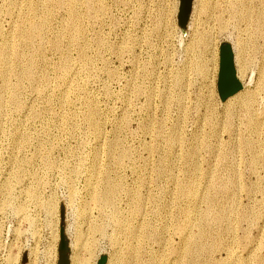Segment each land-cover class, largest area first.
<instances>
[{
    "label": "rangeland",
    "instance_id": "374dc122",
    "mask_svg": "<svg viewBox=\"0 0 264 264\" xmlns=\"http://www.w3.org/2000/svg\"><path fill=\"white\" fill-rule=\"evenodd\" d=\"M181 3L0 0V264H264V0Z\"/></svg>",
    "mask_w": 264,
    "mask_h": 264
},
{
    "label": "water",
    "instance_id": "95a60500",
    "mask_svg": "<svg viewBox=\"0 0 264 264\" xmlns=\"http://www.w3.org/2000/svg\"><path fill=\"white\" fill-rule=\"evenodd\" d=\"M181 8H180V27L183 32L185 33L188 24L190 23V17L193 10V2L194 0H181ZM220 72L224 65L226 66V73L225 75H220L219 78V84H218V93L222 101L227 100L229 97L233 96L237 92H239L242 88V84L239 83V78L236 75V68H235V75H236V81H233L232 77L230 76L229 68L230 65H233L235 67V55L233 47L228 45H223L220 48ZM235 85L233 88L232 86ZM235 91V93L232 94V92ZM237 91V92H236ZM60 248H59V254L60 259L58 264H70V256H71V247L69 239L64 235V233L61 234L60 238ZM102 264V263H101Z\"/></svg>",
    "mask_w": 264,
    "mask_h": 264
},
{
    "label": "bare ground",
    "instance_id": "6f19581e",
    "mask_svg": "<svg viewBox=\"0 0 264 264\" xmlns=\"http://www.w3.org/2000/svg\"><path fill=\"white\" fill-rule=\"evenodd\" d=\"M238 1V3H241L242 2V0H237ZM212 2V1H211ZM217 2V1H216ZM222 2V1H221ZM231 2V1H230ZM232 2H233V0H232ZM193 3H195L194 4V9H193V14H192V18H193V20H194V18L196 19V21H198V19H199V17L202 15V14H207V16H208V19L209 20H214V21H216V18H219L218 16L216 17V13H214L213 11H214V9L215 8H213L211 5V8H209L208 6H207V3H205V0H194V2ZM226 3V2H225ZM212 4H214V2L212 3ZM209 5V4H208ZM229 5H231V3H229ZM244 7H245V3H244ZM217 8V7H216ZM246 9V8H245ZM241 11H242V13L244 12V10L243 9H240ZM237 11V10H236ZM235 11V12H236ZM240 11V12H241ZM216 12V11H215ZM229 12H230V10H229ZM233 12V15H234V11H232ZM239 12V13H240ZM237 13V12H236ZM238 13V14H239ZM250 13V12H249ZM241 14V13H240ZM244 14H245V12H244ZM246 15H248V14H246ZM245 15V16H246ZM236 16V15H235ZM240 16V15H239ZM242 16V15H241ZM231 17V16H230ZM235 18V17H234ZM238 18V17H237ZM246 18H248L249 20H250V16L248 15ZM245 18V19H246ZM231 19H232V17H231ZM242 19L243 20H245L244 19V17L242 16ZM192 20V21H193ZM208 21V20H207ZM213 21V22H214ZM209 22V21H208ZM245 23H247V22H245ZM223 24V23H222ZM76 27V26H75ZM74 29V28H73ZM40 30V29H39ZM33 31V30H32ZM32 33V32H31ZM34 33V32H33ZM36 35V34H35ZM31 37H33V36H31ZM234 50V49H233ZM236 50H238V48L237 49H235V53H236ZM239 55H240V52H239V54H236L235 55V62H237V64L240 66L241 65V61H240V58H239ZM3 60V59H2ZM4 61V60H3ZM240 69V68H239ZM26 72V71H25ZM238 72V71H237ZM28 73V72H27ZM26 73V74H27ZM238 74H239V72H238ZM264 74V73H263ZM28 75V74H27ZM239 76V78L241 77L240 76V74L238 75ZM242 78V77H241ZM240 78V79H241ZM242 81V80H241ZM242 90H240L239 92H237L235 95H233V96H231V97H229L228 99L230 100L231 98H234L235 96H237L240 92H241ZM247 98V97H246ZM227 99V100H228ZM250 99H252V95H248V101L250 100ZM226 101V100H225ZM249 104V103H248ZM2 105V101L0 102V106ZM92 112H94V111H92ZM96 113V112H95ZM94 115V114H93ZM93 115H91L92 117H93ZM97 115V114H96ZM95 115V116H96ZM91 118V117H90ZM91 120V119H90ZM92 121V120H91ZM95 124V123H94ZM113 192V191H112ZM111 196V195H110ZM105 197V196H104ZM104 197H102V199L104 198ZM106 198H107V200L109 201V200H111V198L109 197V195L107 194V196H106ZM106 200V199H105ZM104 201V200H103ZM111 202V201H110ZM105 203H107V201L105 202ZM109 203V202H108ZM78 242H79V240H78ZM77 242V243H78ZM73 244V243H72ZM73 246V245H72ZM75 246V248H76V246L78 247V245L76 244V245H74ZM71 247V246H70ZM81 247V246H80ZM82 247H83V245H82ZM79 248V247H78ZM77 250V249H76ZM74 256V255H73ZM71 257V256H70ZM78 257H79V255H78ZM81 257V256H80ZM79 259V258H78ZM76 259V256H74V258H71L70 260H71V264H88V262H85V261H83L82 259ZM182 264V263H181Z\"/></svg>",
    "mask_w": 264,
    "mask_h": 264
},
{
    "label": "flooded vegetation",
    "instance_id": "af4514ba",
    "mask_svg": "<svg viewBox=\"0 0 264 264\" xmlns=\"http://www.w3.org/2000/svg\"><path fill=\"white\" fill-rule=\"evenodd\" d=\"M226 66L227 65H224L223 66V68H222V70H221V72H219V78H220V75H225V73H226ZM229 72H230V76L232 77V79H233V81H236L235 79H236V75H235V68L233 67V65H230V68H229ZM218 81H219V79H218ZM218 84H219V82H218ZM235 85H233L232 86V88L234 87ZM237 92V91H236ZM233 93H235V91H233L232 92V94ZM235 95V94H234Z\"/></svg>",
    "mask_w": 264,
    "mask_h": 264
}]
</instances>
